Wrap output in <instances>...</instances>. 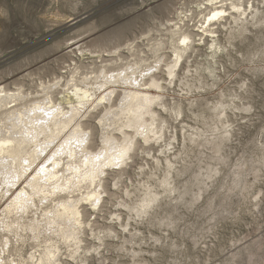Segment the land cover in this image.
<instances>
[{
	"label": "rangeland",
	"instance_id": "rangeland-1",
	"mask_svg": "<svg viewBox=\"0 0 264 264\" xmlns=\"http://www.w3.org/2000/svg\"><path fill=\"white\" fill-rule=\"evenodd\" d=\"M230 1L223 2L228 15L211 21L210 33L201 27L204 17L214 7L209 0H164L163 6L158 0H0V9L9 13L0 22L1 85L6 84L9 91H14L18 86L12 82L19 79L24 82L23 94L30 93L39 100L37 103L45 99L39 87L41 80L50 84L61 78L60 90L62 86L66 88L70 79L71 83H81L93 92V100L85 105L90 106L89 110L82 116L79 113L74 116L71 108L67 110V104H61L56 111L61 112L57 119H64L65 130L61 129L63 124L59 128L62 132L56 130V136V131L53 134L46 128L51 134L48 148L40 154L42 147H37L39 158L36 156L37 161L32 165L29 156H22L20 168H28L23 175L11 177L8 172L0 176V252L3 253L0 259L8 260L7 264H29L41 256L44 262L47 258L45 264H48L50 254L58 252L56 264H264V201L259 199L264 195V117L257 112L253 123L248 113L237 107H246L240 102V86L245 81L256 88L264 87V30L253 27L251 20L247 25L244 23L248 19L244 12L260 13L264 0H232L236 7H243L241 13L232 12ZM145 4L147 8H143ZM248 4L252 5L251 9ZM122 9L129 14L139 11L140 15L128 19ZM174 22L182 30L191 31V41L182 45L180 55L173 47V37H178L176 45H180V33L171 32ZM84 36L82 49L67 51L68 43ZM129 46L134 48L129 50L126 48ZM177 62L179 67L170 79L169 65ZM157 68L163 71H153ZM150 82L157 87H150ZM95 84L103 86L96 88ZM113 89L116 91L108 99ZM134 90L161 98L151 105L144 98L136 104L123 92ZM55 91V88L51 90L53 100L59 96ZM260 108L264 111V104ZM70 113V118L74 116L72 120L68 118ZM138 113L143 116L137 118ZM28 117H32V112ZM93 124L97 130L94 141ZM32 126H26L35 130L28 131L29 140L21 142L29 143L23 150L32 151L31 140L38 136L39 123ZM26 132L22 133L26 135ZM126 138L139 143L137 158L142 156V163L123 176L124 190H131L135 196L129 199L112 190L114 194L105 198L103 191H97L94 195L102 201L97 215L91 205L82 202L93 195L89 191L92 182L88 173L95 171L97 156L112 154L113 148ZM145 139L150 143L145 144ZM50 162L58 164L52 166ZM14 167L8 162L3 170ZM36 175L43 176L45 182L35 178ZM32 179L35 181L30 184ZM64 181L67 184L62 185ZM33 183L37 184L36 194ZM55 187L65 191L53 197L51 189ZM102 187L96 184L97 189ZM43 194L45 197L39 196ZM149 195L159 199L150 215L138 220L131 209L138 202L137 197L143 199ZM63 205H69L70 210L61 218L59 210ZM20 206L27 209L20 213L23 215H18ZM84 207L92 213L87 221L82 213L77 215ZM40 212L43 217L38 215ZM93 218L95 227L89 223ZM77 220L85 225L79 233ZM125 227L129 229L127 233L123 231ZM101 232L102 240L93 239L94 233L99 237Z\"/></svg>",
	"mask_w": 264,
	"mask_h": 264
},
{
	"label": "bare ground",
	"instance_id": "bare-ground-1",
	"mask_svg": "<svg viewBox=\"0 0 264 264\" xmlns=\"http://www.w3.org/2000/svg\"><path fill=\"white\" fill-rule=\"evenodd\" d=\"M208 1V0H207ZM225 0H219V1H217V3L221 6L220 8H216V7H213V8H211L210 9V11L207 13V16L206 17H204V19H203V21H202V26L201 27H203L204 29L202 30V31H208V32H210L211 31V23L212 22H210V21H208V19H207V17L209 16V15H211V13L213 12V11H219V10H226V8H224V5L223 4H225V3H223ZM227 1V0H226ZM230 4L232 5V7H236V4L234 3V1H230ZM178 19V18H177ZM180 19V18H179ZM181 20V19H180ZM178 22H174V30H171V32L172 33H180V36H179V38L180 39H182V38H184V37H187L188 38V40L189 41H191L190 39H191V35H190V33H191V31H189L188 32V30L187 31H185V30H182L181 29V26H180V24L178 23ZM172 24V23H171ZM181 24H182V22H181ZM203 25H205V26H203ZM213 25V24H212ZM187 26V25H186ZM169 27H170V25H169ZM199 31V30H198ZM193 33V32H192ZM206 33V32H205ZM211 33V32H210ZM86 36H84V37H81V38H78L76 41H74V42H70V43H68L67 44V51H75V50H79V49H82V47H83V44H84V42H83V40H84V38H85ZM157 45V44H156ZM126 48H128L129 50L130 49H133L134 47L133 46H129V47H126ZM183 46L182 45H175V47H174V52L175 53H177V54H179V53H181V50H183ZM118 49V48H117ZM179 50V51H178ZM81 51V50H80ZM115 52H116V50H115ZM114 53V52H113ZM115 54V53H114ZM180 55V54H179ZM99 57H101L100 55H98ZM116 56V55H115ZM179 57V56H178ZM127 67V66H126ZM134 68H136V67H134ZM115 69V68H114ZM124 69V68H123ZM128 70V69H127ZM103 71V70H102ZM102 71H99L98 73L100 74V72L102 73ZM121 71V70H120ZM125 71V70H124ZM129 71V70H128ZM126 72V71H125ZM31 73V72H30ZM35 73V72H34ZM73 73V76H75L74 75V72H72ZM117 73H119V72H117ZM117 73H116V75H117ZM124 73V72H123ZM28 74V73H27ZM113 74H115V71L113 72ZM131 74V73H130ZM169 74V73H168ZM175 74V73H174ZM101 75V74H100ZM33 76V75H32ZM72 76V75H71ZM111 76V75H110ZM57 77V76H56ZM98 77V76H97ZM114 77H116V76H113V78ZM126 77V76H125ZM125 77H124V79H125ZM30 78V77H29ZM57 78H59V77H57ZM63 78V77H62ZM71 78V77H70ZM89 78V77H88ZM98 78H101V77H98ZM127 78V77H126ZM22 79V78H21ZM28 79V78H27ZM33 79V78H32ZM35 79V78H34ZM33 79V80H34ZM72 80H75V79H73V78H71ZM117 79V78H116ZM119 79V78H118ZM153 79V78H152ZM24 80V79H23ZM61 80V78H59V80H57L56 78L53 80L54 81V83H50V84H48L47 82H44L43 80H41L40 82H39V87H40V91H41V89H42V92L44 93V97H45V99H44V101H43V103H37V100L38 99H36V97H31L32 95L29 93V94H27L26 92V94H23V91H22V88H23V84H24V82H19V79L18 80H14L12 83L13 84H15V85H17L18 87L14 90V91H9L8 89H7V87H6V84H4V85H1V82L2 81H0V176H4L6 173H8L9 172V174L11 175V177H20V175H23L27 170H28V168H27V170L26 169H22V168H20L21 166H22V164H21V166H20V163L21 162H23V160H21V158H22V156L24 157V158H26L25 157V155H27V156H29V163H31V165H32V162L33 161H35L37 158H36V156L38 157V153H37V149L39 148V146L40 147H42V151H41V153L40 154H42L47 148H48V145H49V143H48V141H51V140H49V138H50V135L51 134H48V133H50V132H52L53 134L55 133V131L56 130H60L59 128L60 127H62L63 126V124H64V122H63V120L61 121V120H58L57 119V116L59 115V114H61V112L59 111V112H56L57 110H59L61 107H62V105L63 104H67L69 107H67V110H68V108H71L72 110H73V112H74V116H76V114L78 115V113H79V110H80V108L82 107V106H85L87 103H89L90 101H92L93 100V98H92V93L90 92V89L88 88V89H86V87H85V85L83 86V84L82 85H80L79 83H77V82H72L71 83V81H70V79H68L67 81H69L70 83L69 84H66V83H64V84H66V88L64 89L63 87L64 86H62V88L59 90V87L61 86V84H60V81ZM85 81H86V79H84ZM100 80V79H99ZM103 80V79H102ZM122 80V79H121ZM126 80V79H125ZM125 80H124V82H125ZM130 80V79H129ZM128 80V81H129ZM35 81V80H34ZM46 81V80H45ZM81 81V80H80ZM90 81V80H89ZM93 81H95V80H93ZM97 81V80H96ZM101 81V80H100ZM99 81V82H100ZM127 81V80H126ZM131 81V80H130ZM129 81V82H130ZM134 81V80H133ZM154 81V80H153ZM152 81V82H153ZM63 82V81H62ZM98 82V81H97ZM103 82V81H102ZM104 82H106L105 80H104ZM108 82V81H107ZM106 82V83H107ZM117 82V81H116ZM123 82V81H122ZM137 82V81H136ZM157 81H155V82H153V83H156ZM135 83V82H134ZM134 83H132V84H134ZM151 83V82H150ZM150 83H148L149 85H150ZM158 83V82H157ZM156 83V84H157ZM26 84V83H25ZM31 84H33V83H31ZM90 84H91V81H90ZM99 84V83H98ZM126 84H131V83H126ZM125 84V85H126ZM131 84V85H132ZM136 84V83H135ZM138 85V87H139V84H137ZM146 85V84H145ZM144 84L142 85V86H145ZM151 85H155V84H152L151 83ZM159 85V84H158ZM8 86V85H7ZM31 86H33V85H31ZM100 87L101 86H103V85H99ZM99 86H97L98 88H100ZM89 87V86H88ZM93 87V86H92ZM95 87H96V84H95ZM96 87V88H97ZM157 87V86H156ZM158 87H160V85L158 86ZM26 88V87H25ZM31 88V87H30ZM37 88V87H36ZM35 87H34V89H36ZM56 89L57 91H55V92H57L56 94L57 95H59L55 100H53L54 98H51L52 96H51V90L52 89ZM96 88H94V89H96ZM141 88V87H140ZM161 88V87H160ZM102 89V88H101ZM31 91V90H30ZM39 91V92H40ZM92 91V90H91ZM115 89H113V90H111L110 91V93L108 94L109 95V97H108V99H111V97H112V95L115 93ZM129 91V90H128ZM128 91H123L124 93H126V95L128 96L129 95V98L131 99V101L132 102H137L136 104H138V103H140V101L138 102V100H140V99H145L149 104L150 103H152L153 101H155V100H159L161 97V95H156V94H151L150 92L149 93H147V92H140V91H133V92H128ZM34 92V91H33ZM39 92L38 91H36V94L38 93L39 94ZM95 92V91H94ZM65 93H67V95H65ZM107 93V92H106ZM106 93H104V95L106 94ZM34 94V93H33ZM126 95H124V96H126ZM131 95V96H130ZM28 96H30V97H28ZM116 96V95H115ZM37 97H39V96H37ZM43 97V98H44ZM107 98V97H106ZM123 99V98H122ZM127 99V98H126ZM57 100H59L58 101V103H57ZM69 100H74L75 101V103H68V101ZM125 100V99H124ZM144 100V102H145V104H146V101ZM121 101H123V100H121ZM128 101V100H127ZM38 102H39V100H38ZM98 102H100V99H99V101ZM97 102V103H98ZM111 102V101H110ZM126 102V101H125ZM143 102V101H142ZM141 102V103H142ZM30 103H32V105L30 104ZM33 103H37V104H33ZM121 103H123V102H120V104ZM129 103H131V102H129ZM30 104V105H29ZM62 104V105H61ZM144 103H142V105H143ZM153 104V103H152ZM66 105V106H67ZM124 105H127V104H124ZM151 105V104H150ZM149 105V106H150ZM23 106H30V107H28V108H25V107H23ZM32 106V107H31ZM64 106V105H63ZM119 106V105H118ZM117 106V107H118ZM129 106V105H128ZM131 106V105H130ZM141 106V105H140ZM137 107H139V105L137 106L136 105V108ZM144 107H145V105H144ZM151 107V106H150ZM125 108H126V106H125ZM133 108V107H132ZM131 107L129 108V109H132ZM134 108H135V106H134ZM134 108H133V111H135L134 110ZM147 108V107H146ZM145 108V109H146ZM38 109V111H37V113H38V115H36L37 113H35V111ZM121 109H123L124 110V108H121ZM127 109V108H126ZM139 109H141L140 107H139ZM143 109V108H142ZM114 110V109H113ZM128 110V109H127ZM126 110V111H127ZM148 110V109H147ZM151 110V109H150ZM107 111V110H106ZM109 111V110H108ZM132 111V110H131ZM130 111V112H131ZM142 111V110H141ZM146 111V110H145ZM149 111V110H148ZM31 112H32V117L29 119V115H31ZM64 112V111H63ZM113 112V111H112ZM122 112V111H121ZM138 112H140V110L138 111ZM150 112H154V111H150ZM30 113V114H29ZM35 113V114H34ZM54 113H56L55 115H54ZM118 113V112H117ZM144 113V112H143ZM146 113V112H145ZM65 114H66V112H65ZM124 114V113H123ZM131 114H132V112H131ZM130 114V115H131ZM67 115V114H66ZM65 115V116H66ZM111 115H114V114H111ZM121 115H122V113H121ZM124 115H126V113L124 114ZM142 115V113H138V115H137V118L139 117V116H141ZM151 115H153V114H151ZM64 116V115H63ZM68 116V115H67ZM73 116V117H74ZM117 116V115H116ZM143 116V115H142ZM61 117V116H60ZM72 117V118H73ZM111 117V116H110ZM123 117H125V116H123ZM131 116H128V118H126V119H129ZM136 117V116H135ZM145 117V116H144ZM143 117V118H144ZM152 117V116H151ZM67 118V117H66ZM68 118H70V116L68 117ZM72 118H70V120H72ZM102 118V117H101ZM104 118V117H103ZM109 118V117H108ZM114 118V117H113ZM133 119V118H132ZM132 119H131V121H132ZM148 119V118H147ZM30 120V121H29ZM105 120V119H104ZM120 120V119H119ZM119 120H117V121H119ZM121 120H122V118H121ZM138 120V119H137ZM35 121V122H37V123H39V130H38V136L37 137H33L32 138V136L30 137V138H32V151L31 150H29V149H25V150H23L24 149V146L26 147V145H29V143H27V144H21V142L23 141H25V140H29V139H26L28 136H27V133H28V131H33V130H35L34 128H32V129H30V127H26L27 125H31L32 126V124H37V123H33V122ZM67 121H69L68 119H67ZM66 121V122H67ZM100 121V120H99ZM102 121H103V119H102ZM101 121V122H102ZM112 121V120H111ZM123 121V120H122ZM127 121H129V120H127ZM134 121V120H133ZM147 121V120H146ZM149 121V120H148ZM101 122H100V124H101ZM115 122V121H114ZM103 123V122H102ZM118 123L119 122H117V125H118ZM138 123V122H137ZM81 124V123H80ZM105 124V123H104ZM112 124V123H111ZM122 124V123H121ZM120 124V125H121ZM139 124V123H138ZM143 124V123H142ZM25 125V126H24ZM66 124H64V126L61 128V129H63L64 127H66L65 126ZM76 125H77V123H76ZM107 125V124H106ZM132 125V124H131ZM148 125V124H147ZM147 125H145V126H147ZM107 126H109V125H107ZM33 127V126H32ZM77 127H79V126H77ZM111 127V126H110ZM120 127V126H119ZM137 127V126H136ZM148 127V126H147ZM147 127H146V129H147ZM46 128L47 129H49V131L50 132H48V131H46ZM135 128V127H134ZM139 128V127H138ZM77 129V128H76ZM81 129V128H80ZM111 129V128H110ZM63 130H65V129H63ZM73 130V129H72ZM74 130H75V128H74ZM73 130V131H74ZM25 132V131H27L26 132V135H24L22 132ZM54 131V132H53ZM61 131V130H60ZM73 131H72V133H73ZM82 131V130H81ZM121 131V130H120ZM151 131V130H150ZM43 132V133H42ZM59 132V131H58ZM62 132V131H61ZM60 132V133H61ZM77 132H79V131H77ZM32 133V132H31ZM37 133V132H36ZM42 133V137H40V134ZM59 133V134H60ZM71 133V134H72ZM74 133H76V132H74ZM156 133V132H155ZM33 134V133H32ZM52 134V135H53ZM79 134V133H78ZM144 134V133H143ZM34 135V134H33ZM56 136L58 135L57 134V131H56V134H55ZM69 136H71L70 134H68ZM76 135V134H75ZM110 135V134H109ZM109 135H108V137H109ZM125 135V134H124ZM147 135V134H146ZM35 136V135H34ZM53 137H55V136H53ZM66 137H68V136H66ZM75 137V136H74ZM145 137V136H144ZM147 137V136H146ZM149 137V136H148ZM38 138H40L41 139V141H37L38 140ZM71 138H72V136H71ZM78 138V137H77ZM82 138V137H81ZM105 138V137H104ZM150 138V137H149ZM54 139V138H53ZM65 139V141H66V138H64ZM68 139V138H67ZM108 139V138H107ZM127 139V138H126ZM76 140H78V139H76ZM75 140V142H77ZM104 140V139H103ZM106 140V139H105ZM124 140V139H123ZM68 141V140H67ZM70 141V140H69ZM74 141V140H73ZM108 141V140H107ZM110 141V140H109ZM22 142V143H23ZM39 142L40 143H42V144H40V145H38L39 144ZM52 142H53V140H52ZM63 143H64V141H63ZM72 142H70L69 144H71ZM79 143V142H78ZM115 143H117V142H115ZM53 144V143H52ZM67 144V143H66ZM73 144V143H72ZM71 144V145H72ZM83 144V143H82ZM106 144V143H105ZM107 144H108V142H107ZM50 145H51V143H50ZM62 144H60V146H61ZM65 145V144H64ZM120 145V144H119ZM69 146V145H68ZM67 146V147H68ZM103 146V145H102ZM30 147V146H29ZM38 147V148H37ZM63 147V146H62ZM72 147V146H71ZM78 147V146H77ZM82 147V146H81ZM113 147V146H112ZM65 148H66V145H65ZM75 148V147H74ZM63 151H64V148H61ZM81 149V148H80ZM108 149V148H107ZM28 150V151H27ZM37 150V151H36ZM59 150V149H58ZM112 150V149H111ZM30 151V152H29ZM62 151V152H63ZM65 151H70V150H65ZM74 151V150H73ZM77 151V150H76ZM87 152H88V150H86ZM106 151V150H105ZM58 153L59 152H61V151H57ZM84 152V151H83ZM103 152V151H102ZM108 152V151H107ZM107 152H106V154H107ZM57 153V154H58ZM65 153V152H64ZM69 153V152H68ZM67 153V154H68ZM72 153H74V152H72ZM79 153V152H78ZM82 153V152H81ZM38 154V155H37ZM54 154V153H53ZM75 154V153H74ZM80 154V153H79ZM92 154H94V153H92ZM52 155V154H51ZM59 155H62V154H60L59 153ZM69 155V154H68ZM70 155H72V154H70ZM95 155V154H94ZM52 156H56V155H52ZM65 156V155H64ZM75 156V155H74ZM88 156V155H87ZM87 156H85L84 158H86ZM49 157V156H48ZM47 157V158H48ZM51 157V156H50ZM57 157H58V155H57ZM56 157V158H57ZM66 157V159H67V155L65 156ZM39 158V157H38ZM55 158V159H56ZM64 158V157H63ZM80 158V157H79ZM83 158V157H82ZM4 159L6 160V161H4ZM51 159V158H50ZM54 159V160H55ZM59 159H61L60 157H59ZM58 159V163H59V160ZM68 159H70V158H68ZM67 159V160H68ZM81 159V158H80ZM79 159V160H80ZM25 160V159H24ZM48 160H49V158H48ZM96 160V159H95ZM26 161H27V159H26ZM25 161V162H26ZM37 161V160H36ZM71 161H73V160H71ZM88 161V160H87ZM10 163V165L12 164H14L15 165V167H14V169L13 168H9V169H7V171H4L3 169H4V167L6 166V164L7 163ZM69 162H70V160H69ZM69 162H67V163H69ZM82 162V161H81ZM27 163V162H26ZM47 163H49V162H47ZM58 163H55V164H58ZM62 163V162H61ZM86 163V162H85ZM88 163V162H87ZM34 164V163H33ZM45 164V163H44ZM50 164H51V162H50ZM52 164L53 165H55L53 162H52ZM51 164V165H52ZM64 164H66L65 162H64ZM76 164V163H75ZM75 164H74V166H75ZM30 165V164H29ZM51 165H50V167H51ZM52 165V166H53ZM59 165H61V164H59ZM78 165H80L79 163H78ZM77 165V166H78ZM82 165H83V162H82ZM43 166V165H42ZM68 166H69V164H68ZM73 166V165H72ZM26 167H27V165H26ZM29 167H31V166H29ZM54 167H56L57 168V165L56 166H54ZM59 167V166H58ZM89 167V166H88ZM92 167V166H91ZM96 167V166H95ZM48 169H50L49 167H47ZM55 168V169H56ZM75 168V167H74ZM82 168V167H81ZM94 168V167H93ZM6 169V168H5ZM43 169L46 171V169L43 167ZM42 169V170H43ZM53 170H54V168H52ZM68 169V168H67ZM73 169V168H72ZM77 169H80L79 167H76V170ZM26 170V171H25ZM40 170H41V168H40ZM39 170V171H40ZM41 170V171H42ZM43 170V171H44ZM81 170V169H80ZM39 171H38V173H39ZM42 171V172H43ZM57 171V170H56ZM75 171V170H74ZM93 171V170H92ZM36 172V171H35ZM47 172H48V170H47ZM46 172V173H47ZM78 172H79V170H78ZM41 173V172H40ZM39 173V174H40ZM50 173V172H49ZM54 173H55V171H54ZM36 174V173H35ZM34 174V175H35ZM42 175L44 174V173H41ZM58 174V173H57ZM79 174H81V173H79ZM45 175H47V174H45ZM51 175H52V170H51ZM56 175V174H55ZM70 175H71V173H70ZM77 175V174H76ZM75 175V176H76ZM83 175V174H82ZM8 176V175H7ZM61 176V175H60ZM64 176V175H63ZM6 177V176H5ZM35 177V176H34ZM34 177H33V179H34ZM43 177V176H42ZM41 177V178H42ZM44 177H46V176H44ZM55 177V176H54ZM57 178H58V176H56ZM55 177V178H56ZM69 177V176H68ZM71 177V176H70ZM73 177V176H72ZM35 178H37V175H36V177ZM38 178H40V177H38ZM37 178V179H38ZM39 179V180H42V179ZM54 178V179H55ZM56 178V179H57ZM60 178H63V177H60ZM59 178V179H60ZM80 178V177H79ZM5 179V178H4ZM31 179V178H30ZM32 179V181H31V183L30 184H32V182H34L35 180H33ZM37 179H36V183H38L37 182ZM49 179V178H48ZM52 180H53V178H51ZM55 179V180H56ZM70 179V178H69ZM69 179L67 180V182L69 181ZM82 179V178H81ZM90 179V178H89ZM38 180V181H39ZM47 180V179H46ZM52 180H50V182L52 181ZM71 180V179H70ZM73 180V179H72ZM29 181V180H28ZM42 181H44V180H42ZM41 181V182H42ZM49 181V180H48ZM57 181V180H56ZM55 181V182H56ZM61 181H62V179H61ZM76 181V180H75ZM83 181V180H82ZM30 182V181H29ZM40 182V181H39ZM45 182V181H44ZM52 182H54V181H52ZM79 182H80V179H79ZM35 183V184H36ZM57 183V182H56ZM59 183H60V180H59ZM64 183H66L65 181L63 182V184L62 185H64ZM71 183V182H70ZM69 183V184H70ZM28 184V183H27ZM29 184V187L31 186ZM34 184V183H33ZM35 184L33 185V187H34V190H33V193H34V191H35ZM48 184V183H47ZM51 184V183H50ZM49 184V185H50ZM53 184H55V183H53ZM52 184V185H53ZM67 184V183H66ZM37 185V184H36ZM60 185V184H59ZM15 186V185H14ZM26 186V185H25ZM43 186V185H42ZM47 186V185H46ZM51 186V185H50ZM32 187V186H31ZM37 187V186H36ZM53 187V186H52ZM58 187V186H57ZM66 187V186H65ZM23 188H24V186H23ZM39 188H41V186H39ZM44 188V187H43ZM49 187H47V189H48ZM56 188V187H55ZM33 189V188H32ZM42 189V188H41ZM46 189V190H47ZM51 189V188H50ZM20 190V189H19ZM37 190H38V188H37ZM46 190H45V192H46ZM49 190V189H48ZM53 189H51V191H52ZM26 192H27V190H25ZM42 191V190H41ZM20 192V191H19ZM18 192V193H19ZM36 192V191H35ZM39 192V191H38ZM31 193H32V191H31ZM31 193H28V194H31ZM43 193V192H42ZM41 193V194H42ZM47 193V192H46ZM7 194V193H6ZM24 194H26V193H24ZM34 194H36V193H34ZM47 194H49V193H47ZM17 195V194H16ZM15 195V196H16ZM21 195V194H20ZM37 195H38V193H37ZM28 196V195H27ZM32 196V195H31ZM30 195H29V197L32 199V197H31ZM39 196H44V194L43 195H39ZM18 197H22V196H18ZM45 197V196H44ZM43 197V198H44ZM16 198V197H15ZM14 198V201L16 200ZM23 198V197H22ZM28 198V197H27ZM51 198V197H50ZM17 199H19V198H17ZM49 199V198H48ZM12 200V199H11ZM28 200H30V199H28ZM39 200H41V199H39ZM66 200V199H65ZM69 200V199H68ZM19 201V200H18ZM22 201V200H21ZM24 201H26V200H23V202ZM29 202H31V201H29ZM62 202V201H61ZM64 202V201H63ZM66 202V201H65ZM16 203H18L17 201H16ZM20 203V202H19ZM22 203V202H21ZM27 203V202H26ZM25 203V204H26ZM60 203V202H59ZM15 204V203H14ZM30 204V206L32 205L31 203H29ZM74 203H72V205H73ZM76 204V203H75ZM9 205V204H8ZM16 205H19V204H16ZM15 205V206H16ZM24 205V204H23ZM41 205V204H40ZM60 205V204H59ZM14 205H13V207H15ZM26 206V205H25ZM74 206V205H73ZM7 207V206H6ZM21 207V206H20ZM75 207V206H74ZM73 207V208H74ZM11 208V207H10ZM23 208H25V207H23ZM57 208H59V207H57ZM72 208V209H73ZM14 209V208H13ZM16 209V208H15ZM15 209H14V211H15ZM54 209V208H53ZM62 209V210H61ZM60 210H59V215H60V217L62 216V214H64L65 215V212L67 213L68 212V210H70V207H69V205H63L62 206V208H61ZM6 211L8 210V209H5ZM9 210H11V209H9ZM25 210H27V209H25ZM77 210V209H76ZM50 211V210H49ZM48 211V212H49ZM55 212H56V210H54ZM53 211V212H54ZM72 211H75L74 209L72 210ZM71 211V212H72ZM2 212V211H1ZM42 212V211H41ZM41 212L38 214V215H40L41 214ZM47 212V211H46ZM7 213V212H6ZM21 212H19V214H18V212H17V214L18 215H23V214H20ZM43 213H44V210H43ZM42 213V214H43ZM52 213V212H51ZM75 213V212H74ZM73 213V214H74ZM41 214V215H42ZM45 214L46 213H44V216H45ZM55 214H57V212L55 213ZM54 213H53V215H55ZM2 215V214H1ZM14 215V214H13ZM17 215V216H18ZM36 215V214H35ZM40 215V216H41ZM49 214H47V216H48ZM53 215L51 216V219H52V217H53ZM58 215V214H57ZM50 216V215H49ZM56 216V215H55ZM5 217V216H4ZM3 217V218H4ZM22 217V216H21ZM20 217V218H21ZM24 217V216H23ZM41 217H43V216H41ZM59 217V216H58ZM63 217H65V216H63ZM72 217V216H71ZM75 217V216H74ZM73 217V218H74ZM8 218H10V217H8ZM8 218H6V221H7V219ZM16 218V217H15ZM31 218H32V216H31ZM38 218V217H37ZM62 218V217H61ZM76 218H78V217H76ZM14 219V218H13ZM50 219V218H49ZM55 219H57V218H55ZM59 219V218H58ZM66 219V218H65ZM68 219V218H67ZM75 219V218H74ZM16 220V219H15ZM43 220H45V219H43ZM61 220V219H60ZM63 220V219H62ZM61 220V221H62ZM29 221H31V220H29ZM48 221V220H47ZM55 221V220H54ZM58 221V220H57ZM56 221V222H57ZM70 221V220H69ZM72 221V220H71ZM33 222V221H32ZM14 223V222H13ZM16 223V222H15ZM28 223V222H27ZM34 223H35V220H34ZM49 223V222H48ZM47 223V224H48ZM53 223H55V222H53ZM30 224H31V222H30ZM37 224H39V223H37ZM36 224V225H37ZM43 224V223H42ZM52 224V223H51ZM4 225V224H3ZM16 225H18V223L16 224ZM19 225H20V223H19ZM33 225V224H32ZM24 226V225H23ZM59 226V225H58ZM7 227V226H6ZM18 227H20V226H18ZM26 227V226H25ZM31 227H33V226H31ZM37 226H35V228H36ZM60 227V226H59ZM15 228V227H14ZM24 229H26V228H23V230ZM41 229V228H40ZM22 230V229H21ZM20 230V231H21ZM61 230H62V228H61ZM5 231V230H4ZM34 231V230H33ZM59 231H60V229H59ZM39 232V231H38ZM60 232H62V231H60ZM15 233V232H14ZM34 233H35V231H34ZM9 234V233H8ZM5 235V234H4ZM4 235H3V237H4ZM33 235V234H32ZM36 235V234H35ZM39 235V234H38ZM64 235V234H63ZM62 235V236H63ZM6 236V235H5ZM8 237V236H7ZM36 237H37V235H36ZM40 237V236H39ZM35 238V237H34ZM63 238V237H62ZM5 240H6V238H4ZM8 239H9V237H8ZM8 242H9V240H8ZM7 246V245H6ZM47 247H49V245L47 246ZM48 249V248H47ZM50 249V248H49ZM51 250V249H50ZM55 250V249H54ZM48 251V250H47ZM42 252V251H41ZM44 252V251H43ZM42 252V253H43ZM56 252V251H55ZM1 253V252H0ZM47 253V252H46ZM54 253V252H53ZM48 254V253H47ZM50 254V253H49ZM49 254L47 255V256H49ZM40 255H41V253H40ZM39 255V256H40ZM43 255H45V253L43 254ZM52 254H50V256H51ZM54 255V254H53ZM49 256V257H50ZM32 257V256H31ZM31 257H30V259H31ZM43 257V256H42ZM38 258H40L39 260L37 259L36 261H35V263H33V261H31L29 264H45V262L47 261V258L45 257V259H46V261L44 262V259H42L41 258V256L40 257H38ZM4 259V258H3ZM5 260V259H4ZM15 260V259H14ZM14 260H12V261H14ZM6 261H8V260H6ZM11 261V262H12ZM39 261V262H38ZM49 261V260H48ZM14 262H16V261H14ZM25 262H26V260H25ZM9 263V262H8ZM17 263V262H16ZM19 263H21V262H19ZM48 264H50V262H47ZM15 264V263H14ZM24 264V263H23ZM27 264V263H26Z\"/></svg>",
	"mask_w": 264,
	"mask_h": 264
},
{
	"label": "snow or ice",
	"instance_id": "snow-or-ice-1",
	"mask_svg": "<svg viewBox=\"0 0 264 264\" xmlns=\"http://www.w3.org/2000/svg\"><path fill=\"white\" fill-rule=\"evenodd\" d=\"M209 2L216 8L221 7L217 3V0H209ZM158 3L161 6H163L164 0H158ZM147 7H148L147 4L143 5V8H147ZM201 7H204V5H201ZM247 7L248 9H251L252 5L248 4ZM143 8L141 9V11L143 10ZM121 11L124 12L125 16L128 19H131L133 16L140 15L139 11L131 14H129L125 9H122ZM232 12L241 13L244 12V9L243 7H233ZM8 14L9 13L6 10L0 9V22H2V18ZM227 15L228 12L226 10L213 11L211 15L207 17V19L210 22L217 21L218 19H222ZM244 16L248 18L244 20L245 25L248 24L249 20H251L253 27H258L264 30V9H262L260 13L255 15H251L249 12H244ZM152 18L154 19L155 16H153ZM257 20L260 21L259 24L256 23ZM177 38L178 37H173V47H175L176 45ZM178 42L180 45H185V46L189 44V40L187 37L179 39ZM177 67H179L178 62L169 65L168 73L170 79L174 78V73L176 72ZM157 70L161 72L163 71L162 68L153 69V71H157ZM121 75H123V73H121ZM150 87H156V85H151ZM240 87H241L240 102L241 104L246 105V107L237 106L238 110L241 112L248 113L249 120L253 121L254 123L253 117L257 114V112H259V114L262 117H264V111H262L260 108L261 104H264V87L256 88L255 86H251L248 81H245L243 84H241ZM257 92H259V99L257 98ZM65 95H67V93H65ZM68 103H75V101L69 100ZM89 107L82 106L79 110V115L82 116L85 112L89 110ZM69 116L71 117V113L69 114ZM91 127H92V139L94 141L97 130L94 124L91 125ZM262 137H264V134H262ZM148 143H150V141L145 139V144ZM139 149H140V145L138 142L135 141L134 138L125 139L123 142L120 143L118 147L113 148L112 154L96 157L97 163H96L95 171L88 173V177L91 178V182H92V187L91 189H89V191L93 193V195H89L87 199L83 200L82 202L85 205H91V207L97 211V215L99 214L98 209L102 206L101 199L98 196L94 195L97 191H103L105 198L114 194L112 190H115V193L123 194L129 199L135 196V193L132 192L131 190H127V191L124 190L123 176L127 173L128 170L135 168L137 163H142V156L140 159L137 158V151ZM140 172L141 174H143V169H140ZM88 177H86V179ZM97 183H100L103 186L102 189L96 188ZM63 191H65V189L54 188L51 195L53 197H56L59 193ZM158 199H159L158 197H154L151 195L145 196L143 199H139L137 197L138 202L135 203L131 211L135 213L138 220H142L143 218L148 217L150 215ZM259 199H261V201H264V195H262ZM42 203H47V201H44ZM17 211L23 213L25 211V208L20 207L17 209ZM81 213L83 215V219L86 221L89 220L90 216H92V213L88 211V207H84L83 209H81L80 212L77 213V215L79 216ZM49 215H51V213H49ZM89 223L92 227H95V218H93V220L90 221ZM76 225H77L78 233L80 229L85 227V225L81 223L79 220L76 221ZM123 231L127 233L129 229L125 227ZM103 236H104L103 232L100 233L99 237H97L94 233L93 239L102 240ZM77 247H79V243L77 244ZM91 251H98V249H93ZM0 255H3V253H0ZM57 256H59L58 252L49 257L50 264H56ZM0 264H7V261L4 259H0Z\"/></svg>",
	"mask_w": 264,
	"mask_h": 264
}]
</instances>
